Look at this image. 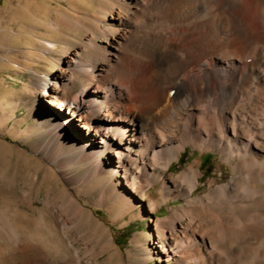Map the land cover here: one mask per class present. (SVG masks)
I'll return each mask as SVG.
<instances>
[{
  "label": "bare ground",
  "instance_id": "1",
  "mask_svg": "<svg viewBox=\"0 0 264 264\" xmlns=\"http://www.w3.org/2000/svg\"><path fill=\"white\" fill-rule=\"evenodd\" d=\"M91 1L67 0L65 10H47L21 0L36 24L70 32L75 41L61 69L33 81L34 101L47 100L58 111L45 120L35 106L36 127L77 151L57 159L64 179L77 163L95 179L108 177L105 197L115 201L119 217L142 206L154 185L160 202H147L138 210L142 216L183 199L150 221L158 259L264 264V0ZM41 41L43 52L55 49L56 42ZM69 87L72 94L60 97ZM16 105L5 89L0 126ZM187 147L218 152L231 167L229 181L218 185L221 176L201 185L197 162L171 178L167 172ZM201 186L208 190L194 194ZM73 204L68 210L76 217L83 206ZM4 218L2 232L18 237Z\"/></svg>",
  "mask_w": 264,
  "mask_h": 264
},
{
  "label": "rangeland",
  "instance_id": "2",
  "mask_svg": "<svg viewBox=\"0 0 264 264\" xmlns=\"http://www.w3.org/2000/svg\"><path fill=\"white\" fill-rule=\"evenodd\" d=\"M32 2L36 7L41 3L47 10L68 7L67 0ZM42 18L45 20L44 15ZM22 30L24 36H19ZM71 37L65 30L36 24L21 0H0V95L9 88L17 102L7 109L6 123L0 126V224L5 217L3 221L19 233L18 237L5 230L3 233L1 224L0 264H69L68 256L82 264H174L153 255L150 221L182 206L183 199L168 201L151 218L142 216L138 210L147 202H160L158 185H154L147 190L142 206L119 217L113 206L115 201L105 197L102 183L109 178L95 179L84 164L77 163L70 166V179L65 180L55 165L57 159L75 157L77 151L62 146L47 128L36 127L35 106L45 120L56 109H50L47 100L34 101L33 81L51 78L64 66L73 54L69 44L75 41ZM76 37L81 38L80 33ZM44 38L56 42L55 49L43 52ZM73 90L69 87L70 92L60 97H69ZM59 114L64 118L62 110ZM74 128L80 130V124L75 123ZM194 162L203 173L201 185L221 176L224 177L218 185L225 184L232 176L230 165L218 152L201 153L189 147L167 174L176 178ZM207 190L201 186L194 194L203 195ZM75 200L83 206L76 217L68 210L69 205L75 210ZM56 218L62 224L59 229ZM32 249L37 252L33 254ZM22 253H26L25 257Z\"/></svg>",
  "mask_w": 264,
  "mask_h": 264
}]
</instances>
